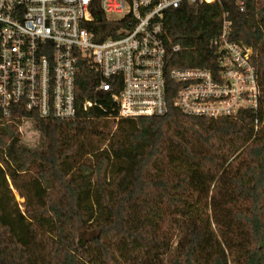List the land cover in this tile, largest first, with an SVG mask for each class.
<instances>
[{
  "label": "trees",
  "instance_id": "16d2710c",
  "mask_svg": "<svg viewBox=\"0 0 264 264\" xmlns=\"http://www.w3.org/2000/svg\"><path fill=\"white\" fill-rule=\"evenodd\" d=\"M224 14L232 39L254 50L257 111L185 115L169 81L168 113L117 118L83 62L77 99L102 106L66 121L38 117L34 146L0 127V264H264V0L169 10L165 39L181 47L171 67L214 69L209 43ZM94 15L104 39L115 25Z\"/></svg>",
  "mask_w": 264,
  "mask_h": 264
},
{
  "label": "built area",
  "instance_id": "2783aa9c",
  "mask_svg": "<svg viewBox=\"0 0 264 264\" xmlns=\"http://www.w3.org/2000/svg\"><path fill=\"white\" fill-rule=\"evenodd\" d=\"M216 1L0 0V127L15 126L19 145L34 146L38 117L66 121L102 106L97 99H77L83 62L99 79L96 90L110 93L117 118L168 113L169 81L176 86L172 104L185 115L216 119L257 111L254 50L232 39L226 14L209 43L216 68L171 67L181 47L165 39L166 13ZM94 10L115 25L104 39L93 27ZM0 166L5 168L1 159Z\"/></svg>",
  "mask_w": 264,
  "mask_h": 264
},
{
  "label": "rangeland",
  "instance_id": "374dc122",
  "mask_svg": "<svg viewBox=\"0 0 264 264\" xmlns=\"http://www.w3.org/2000/svg\"><path fill=\"white\" fill-rule=\"evenodd\" d=\"M115 127H113V130H114ZM14 188V187H13ZM15 189V188H14ZM16 190V189H15ZM14 195H15V199L18 201V203L20 204L21 208L24 209L23 207V204H24V201L25 199L23 197L20 196L19 192L16 190V194L14 192ZM82 242V244L84 243L85 241V238H80Z\"/></svg>",
  "mask_w": 264,
  "mask_h": 264
},
{
  "label": "water",
  "instance_id": "95a60500",
  "mask_svg": "<svg viewBox=\"0 0 264 264\" xmlns=\"http://www.w3.org/2000/svg\"><path fill=\"white\" fill-rule=\"evenodd\" d=\"M80 244H82V242H80Z\"/></svg>",
  "mask_w": 264,
  "mask_h": 264
}]
</instances>
